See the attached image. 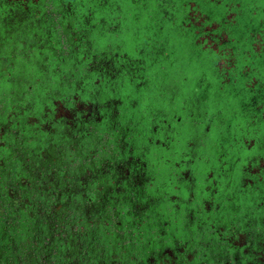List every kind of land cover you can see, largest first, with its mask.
Listing matches in <instances>:
<instances>
[{
  "label": "flooded vegetation",
  "instance_id": "obj_1",
  "mask_svg": "<svg viewBox=\"0 0 264 264\" xmlns=\"http://www.w3.org/2000/svg\"><path fill=\"white\" fill-rule=\"evenodd\" d=\"M111 1L113 0H102L109 5ZM187 1L184 5L187 15H191L188 9H191L192 5L191 10L199 14L197 2ZM44 2L50 5L49 10H52L55 4L71 6L73 0H66V3L62 0ZM190 3L191 6L188 5ZM237 8L240 10L242 6ZM98 13L90 12L88 16H83L79 8L73 11L68 8L63 14H49L44 16V24L48 30L42 34H39L38 29L41 27L37 24L35 15L17 13L15 35L19 41L14 43L18 47L24 46L25 50H32L30 53L34 54L17 55L12 62V67L19 69L12 83L19 87L17 96H13L18 97L16 105L20 113L15 121L21 129L13 131L12 123L8 122L5 126V138L11 133L17 136L12 144L8 140V146L13 145L18 162L28 166L30 191L44 195V212H51L52 225L64 223L69 219L77 223V218L81 216V223L99 227L104 221L101 214L105 212L112 216L108 223L112 226L117 241L118 247H115L114 251L120 250L119 253L123 254L122 256L126 254L127 261H130L127 230L133 227V223L127 221L123 208H127L130 219H141L136 227L142 228L145 233L152 229L153 214L166 213L163 211L165 205L160 206V198H152L167 189V186L163 185L162 188L157 183V180H162L164 174L160 163L156 166L152 159L155 156L157 158V152L161 149L157 142H162L175 132L174 124L180 122L177 117H174L175 121L170 122L169 114L164 109H158L152 117L154 126L144 129L143 118L131 115V112H139L142 104L147 101V88L151 84L150 73L158 65L164 69V63L169 59L173 60L174 55L171 57L172 53L169 54L164 46L159 49L140 47L135 54H129L120 48L113 49L112 44L105 43L104 49L101 50L96 47V41L91 37L96 28L92 21ZM105 18L112 20L102 14L100 24L109 22ZM226 20L228 18L222 24L205 16L199 20L196 28L192 27L197 30L198 43L211 48L218 55L227 57L225 64L230 57L227 50L232 51L231 49L235 48L233 42L238 44L226 35L225 28L233 26L231 23H225ZM208 22L212 23L207 24ZM108 25L111 26L105 24V27ZM256 41L257 46L261 42L264 47V34L261 33ZM218 45L221 46L216 50ZM48 53L54 59L53 62ZM255 55L261 57L263 53L256 52ZM237 65L232 68L233 72L239 69ZM36 67L40 68L42 77L35 82V88L32 86L31 90L24 92V85L30 83ZM221 73L224 75L226 72ZM162 78H165V74ZM225 83L232 84L230 81ZM123 90L126 96L117 92ZM248 90L252 92L251 89ZM44 94L48 97L47 102L43 100ZM112 94L117 97L111 98ZM28 95L33 96V99L30 102L23 101ZM176 97L177 94L174 93L171 104L175 102ZM39 101L44 105L42 112L37 111ZM263 101L264 96L259 97L258 109L259 102ZM204 104L201 101L198 109H201L200 113L203 110L204 116H208L209 112H205ZM150 107L155 108L152 105ZM151 141L155 143L152 149L148 148ZM26 143L35 145V149L31 147L27 151ZM53 196H57L55 201ZM222 206L224 209L225 206ZM219 207L220 212L221 205ZM235 207L241 209L243 205ZM82 213L86 216L82 217ZM149 213H152V216H147L144 220V214ZM158 218L156 216L157 220ZM76 223L71 227L74 235L78 231ZM135 223L137 224L136 220ZM107 224L105 229H108ZM97 234H101L100 228ZM111 236L112 233L106 231L99 239ZM165 240L167 239L162 241ZM106 244L108 243L100 240L96 246L103 249L104 253ZM161 244L163 245V242Z\"/></svg>",
  "mask_w": 264,
  "mask_h": 264
},
{
  "label": "rangeland",
  "instance_id": "obj_2",
  "mask_svg": "<svg viewBox=\"0 0 264 264\" xmlns=\"http://www.w3.org/2000/svg\"><path fill=\"white\" fill-rule=\"evenodd\" d=\"M194 1L199 6L198 12L202 13V18L206 16L212 21L222 24L230 12L228 6L234 8L242 6L240 10H233V15L230 14L228 18L229 20L234 18L236 25L225 28L230 37L242 46L234 44L237 51L238 48H241L240 57H229L227 60L229 64H225V61L220 62L221 57L215 51L198 43L199 38L195 28L202 18L195 10L191 11V15H187L184 7L186 0H113L110 5L103 3L102 0H82L77 4V7L81 8L83 16L89 15L90 12H99L97 22L94 23L96 28L91 33V37L96 41V47L101 50L104 49L105 43L112 44L113 49L120 48L129 54H135L140 47L159 49L164 46L169 54L172 53L171 57L174 55L173 60L169 59L164 63V69L158 65L150 73L151 84L147 88V101L142 104V109H139V112H131V115L143 118L144 129L154 126L152 117L158 109H164L169 114L170 122L175 121L174 117L180 120L174 124L175 132L168 135L162 142H157L161 149L157 152V158L155 156L152 161L156 166L160 163L164 175L160 176L162 180H157V183L162 188L163 185L167 186V189L152 198L155 200L161 198L167 202L170 197L176 196L185 203L191 198L192 191L195 190L197 204L193 209L197 210L198 207H203L212 195L217 194V189H215V182H217L218 195L214 197L215 204L218 209L219 205H224L225 210L216 212L217 214L214 212L210 217L225 219L227 223L236 219L242 220L249 212V206L244 207L243 205L245 209H240V204H233L227 200V197L239 194L245 179V169L254 173L251 165H264V122L255 125L254 117L251 115L253 113L261 114V110L258 109V99L264 96V47L260 42L253 48V53L244 51L250 48L249 38L246 39V42L244 40L246 30H248L245 28L246 26L250 27V31L257 35L256 38L261 33L264 34V30H261L264 28V0ZM188 5L191 6V3ZM161 6L163 7L161 8ZM191 9H193V5ZM102 14L112 20L100 24ZM209 23L212 22L207 24ZM105 24H111V26L105 27ZM220 46H216L215 49L219 50ZM256 52H262L263 56H256ZM47 55L53 62L51 54ZM251 63H254L252 67L255 69V74L251 75L259 80L260 85L258 89L254 87L251 89L252 92H249L247 81L241 75V67ZM236 65L239 69L233 72L232 68ZM15 70L19 72L18 68ZM221 71L226 73L223 75ZM164 74L165 78H162ZM41 77L40 68L36 67L31 82L35 83ZM228 81L232 84L225 83ZM0 85L1 111L10 102L16 103L19 87L9 80L0 83ZM117 92L126 96L124 90ZM174 93L177 94V97L171 104ZM43 96V100L47 102V95ZM116 97V94L111 96V98ZM27 99V102H30L33 96L28 95ZM201 101L203 104L205 103V112L206 110L209 112L208 116H204L203 110L200 113L201 109H198V104ZM125 104L127 106L128 101ZM151 105L155 108L151 109ZM43 108L44 105L39 101L37 111L42 112ZM256 116L259 117V115ZM194 120L199 121V126L194 125ZM120 122L125 124L123 121ZM6 129L5 126L0 129L1 138L6 133ZM248 134L253 136H248ZM243 137L250 142L248 146ZM252 140L254 141L252 142ZM154 144V141L149 142L148 148L152 149ZM188 171H192L197 183L195 180L191 185L179 181L180 177ZM257 178L259 179L258 176ZM165 192L169 197L164 195ZM211 206H215L213 202ZM235 206L239 207L240 211L236 210ZM178 209L180 210L179 206ZM123 210L127 215V221L130 222L127 208L125 207ZM182 210L185 217L188 206L183 204ZM165 212L157 215L159 217L157 231L165 237L170 235V238L163 241V245L156 243L151 248L152 250L155 248L156 251L166 249L163 255L169 254L170 247H173L175 243L173 232L169 231L171 229L170 217L176 211L173 209L169 211L166 208ZM241 224L243 226V223ZM185 226L186 221L183 228ZM127 260L119 264L137 263V261L133 263L130 257V261Z\"/></svg>",
  "mask_w": 264,
  "mask_h": 264
},
{
  "label": "trees",
  "instance_id": "obj_3",
  "mask_svg": "<svg viewBox=\"0 0 264 264\" xmlns=\"http://www.w3.org/2000/svg\"><path fill=\"white\" fill-rule=\"evenodd\" d=\"M62 1L66 3V0ZM75 1L76 3L73 0L72 5L67 7L55 4L53 5L54 9L49 10L50 5H46L44 0H0V83L6 80L12 82L17 76L18 72L12 67V62L17 55L34 54L30 53L32 50H25L24 46L18 47L14 43L16 40L19 41L16 39L17 35H15L18 23L17 13L35 15L38 20L37 24L39 23L41 27L38 29L39 34H42L48 30V27L44 24L46 23L44 21L45 17L53 13L63 14L68 11V8H72L73 11L78 8L75 5L82 0ZM186 2L188 3L187 0ZM228 9L233 11L238 8L228 6ZM188 11L191 12L192 10L189 8ZM199 14L203 17L202 13L199 12ZM230 14H232L231 11L228 13L227 18ZM97 16L95 14L96 19H93L92 24L97 22ZM53 17L58 19L55 16ZM232 20H234L233 23ZM232 20L228 19L225 23L236 24L235 19ZM245 28L248 30H246L244 40L246 42V39L249 38L250 48L244 51L253 53V48L257 45V35L250 31V27L246 26ZM261 30H264V28ZM226 35L230 38L229 33H226ZM230 39L234 40L233 38ZM53 44L55 45V42ZM239 47L242 46L239 44ZM234 49H231L232 51L227 50L230 58L240 57L241 48H238L237 51L235 46ZM219 56L221 57L220 61H226L227 57L225 58L222 54ZM252 64L254 63L242 66L241 75L246 79L248 89L254 87L258 89L260 82L252 76L255 74ZM29 81V84L24 85V92L35 86V83ZM28 99L26 97L23 101H28ZM259 109L261 114H251L254 117L255 125L264 122V101L259 102ZM19 113L20 109H18L16 103L10 102L5 109L0 111V129L11 122L13 131L19 130V123L15 121ZM256 115H259V117ZM194 125L199 126V121L194 120ZM5 136L6 134L2 138L0 137V264H75L76 259H78L76 264L124 263L128 259L126 254L122 256L123 254L119 253L120 250L115 249L116 252L114 251V248L118 246L114 230L111 229L112 226L108 223L109 218L112 217L111 215L103 212L101 215L104 221L99 227H91L89 224L88 226L86 223H81V220H79L81 216L77 218V223L69 219L64 223H58L59 226L58 224H51V212L45 213L43 208L44 195L31 193L29 188L31 184L30 176L27 173L28 166L19 163L15 147L13 145L8 146V140L12 144L17 136L12 133L11 135L7 134V138ZM248 136L253 135L248 134ZM244 140H246L245 144L248 146L250 142L247 138H244ZM34 146L26 143V150L29 151L31 147L35 149ZM251 166L254 173L245 169V179L239 194L237 193L234 197H227V200L233 204H242L244 207L249 206V212L242 220L236 219L226 223L225 219H212L210 217L214 212H219L214 198L218 195L217 182H215L217 194L205 202L203 207H198L197 210L193 209L197 204L195 190L192 191L191 198L185 203L176 196L170 197L167 202L160 198V206L166 204L163 211L167 207L169 211L170 209L176 211L170 217L171 229L169 231L173 232L174 246L170 247V253L165 255L163 253L166 249L161 251H156L155 248L151 249L154 244H161L163 239L168 240L170 238V235L165 238L157 231L159 222L156 216L161 212H157L153 216L152 213L144 214V220L147 216H152L153 219L151 222L152 229H148V233H145L142 228L136 227L141 220L140 218L135 219L137 224L135 220L130 219L133 227L127 230V250L133 263L137 261L136 264H264V165L253 164ZM188 173L189 175H187ZM193 180L197 183L192 171H188L180 177L179 181L191 185L194 183ZM209 192L211 194L210 189ZM165 196H168V194L166 193ZM56 197L53 196V201ZM212 202L215 206H211ZM183 204L188 206L185 217L182 210ZM235 209L240 211L238 208ZM221 210L224 211L225 208L223 209V206H221ZM85 216L86 214L82 213V217ZM185 221L186 226L183 228ZM74 223L78 227L75 235L71 231ZM241 223H243V226ZM106 224L108 229H105ZM98 228L101 229L100 235L97 234ZM106 231L112 233L111 238L102 237L99 239ZM100 240L108 243L104 253L103 249L96 247V243ZM80 243H84V245L81 246Z\"/></svg>",
  "mask_w": 264,
  "mask_h": 264
}]
</instances>
